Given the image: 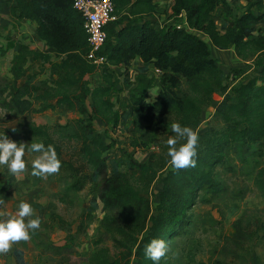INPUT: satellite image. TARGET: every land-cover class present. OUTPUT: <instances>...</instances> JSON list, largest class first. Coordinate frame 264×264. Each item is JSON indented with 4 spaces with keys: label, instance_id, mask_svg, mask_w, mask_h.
<instances>
[{
    "label": "trees",
    "instance_id": "16d2710c",
    "mask_svg": "<svg viewBox=\"0 0 264 264\" xmlns=\"http://www.w3.org/2000/svg\"><path fill=\"white\" fill-rule=\"evenodd\" d=\"M5 1L10 5L13 19L37 24V36L59 59L53 64V81L37 84L28 80L16 89L10 108L20 113L44 112L58 106L84 111L87 99L90 97L92 101L91 114L78 120L76 131L70 135L72 139H83L79 154L90 171L85 172L84 181L76 180L73 188L81 190L88 183L92 194L105 204L108 213L104 225L116 252L112 254L109 246H98L89 264H152L145 257L144 249L157 238L167 244L160 264H168L171 244L180 236L181 228L188 221V210L195 201L196 193L191 191L198 192L204 186L214 185L217 167L232 147L240 144L264 148V29L258 36L254 33L255 24L264 18V0H246V10L240 15H235L234 6L242 0H174L171 13L175 21L157 26L152 21L154 18L151 19L158 9L156 0H113L118 19L107 26V39L101 53L108 61L102 66L93 64L87 57L88 33L74 0ZM219 10L224 20L221 26L215 18ZM183 21L184 25H179ZM211 45L222 50L233 49L243 63L251 62L248 79L231 86ZM9 47L18 52L20 64L26 62L28 55L44 62L51 59L49 53L31 50L25 44L11 41ZM136 57L160 71L161 89L153 101L146 97L155 83L147 67L140 70L128 101V109L145 123V131L141 139H137L138 145L148 149L150 143L155 142L161 147V151L151 152L146 161L131 159L130 168L140 171L139 177L146 186H151L170 162L165 143L169 138L163 136L174 137L172 123L198 132L207 116V108L216 106L217 125L205 134L198 133L196 167L168 170L160 184L156 206L136 184L134 174L116 171L110 175L105 156L110 145L94 127L95 120L107 128L119 126L122 113L113 98L119 96L124 87L115 67L128 64ZM234 71L236 77L244 73L241 69ZM94 73H100L103 83L91 87L87 77ZM184 82L188 88L182 93ZM216 94L223 99L215 101ZM44 96L57 99V102L36 107L35 100ZM24 132L34 139L33 142H42L45 147L52 145L61 165L65 163L50 126L33 123ZM67 165L75 175L84 169L71 162ZM96 207L82 216L79 229L86 230ZM55 218L61 227L70 225L60 215L53 216ZM250 226L251 221L245 224L243 217L237 221L235 245L242 246L251 236L248 235L251 234ZM261 229H264L262 223L252 234Z\"/></svg>",
    "mask_w": 264,
    "mask_h": 264
},
{
    "label": "rangeland",
    "instance_id": "374dc122",
    "mask_svg": "<svg viewBox=\"0 0 264 264\" xmlns=\"http://www.w3.org/2000/svg\"><path fill=\"white\" fill-rule=\"evenodd\" d=\"M156 2L158 9L153 16L156 21H152L156 26L170 25L176 19L171 13L174 0ZM246 5V0L235 5V15L244 14ZM219 13L220 10L216 11L215 18L217 25L221 26L224 20ZM11 19L8 22L10 28L4 26L0 9V134H6L18 143L30 145L34 139L24 132L27 126L33 123L48 125L54 139L60 144L61 157L65 163L55 174L46 177L32 176L31 162L39 153L29 152L26 148V170L19 177L9 173L7 167L0 168V200L5 202L0 207V219L4 213H15L19 203L26 201L34 210L31 218L38 216L41 221L39 229L31 231L29 240L16 242L7 253L0 254V264H89L98 246H109L112 254L116 252L104 225L108 213L105 204L92 194L88 183L81 190L73 188L74 182L84 181L85 172L90 171L79 154L83 139H72L70 135L76 131L77 121L88 118L91 114L92 101L90 97L87 99L84 111L58 106L44 112L20 113L10 108L9 103L16 89L28 80L37 84L51 83L55 78L53 64L59 61L54 55L49 62L35 60L33 55H28L26 62L20 64L18 52L14 47H9V44L13 41L35 50V23ZM263 28L261 23H256L254 33L258 35ZM7 36H10L9 43ZM226 60H229L228 56ZM134 64L137 65V61ZM246 64L234 58L221 64L231 86H238L248 79L247 74L252 64ZM133 67L134 65H130L125 71L116 69L120 83L127 88L113 98L117 109L122 113L119 126L111 129L95 120L94 127L96 133L102 134L105 142L110 145L105 152L110 175L116 171L134 174L136 184L142 187L145 197L150 198L156 206L159 203L160 184L168 170L174 168L169 162L149 187L139 177L140 171L130 168L131 159L143 162L151 152L161 151V147L155 145V142L150 143L148 149L137 143V139H141V134L145 131V123L128 109L129 97L135 88L134 76L130 74ZM143 67H147L153 75L150 65L141 66V69ZM235 69H241L244 73L236 77ZM87 78L91 87L103 83L100 73ZM187 88L184 82L182 93L187 92ZM222 99V95H215V101ZM51 102L56 103V100L45 96L35 100L38 107L42 103ZM207 110L209 115L202 121L199 134H205L210 127L217 125L215 107L211 105ZM14 129L16 131H12ZM67 162L84 169L75 175L74 170L68 168ZM217 168L213 186H204L198 192L191 191L196 193L195 201L188 210V221L181 228L180 236L171 244L168 264H264V229L252 234V230H257L260 223L264 224V148L260 149L258 145L249 148L239 144L229 150L226 159ZM95 206L93 219L86 230L79 229L82 216ZM56 215L62 216L70 225L61 227L58 219H53ZM241 217L245 224L251 221V234H248L251 236L242 246H237L234 243L235 224ZM27 219L30 218H26V221Z\"/></svg>",
    "mask_w": 264,
    "mask_h": 264
},
{
    "label": "clouds",
    "instance_id": "9594fccd",
    "mask_svg": "<svg viewBox=\"0 0 264 264\" xmlns=\"http://www.w3.org/2000/svg\"><path fill=\"white\" fill-rule=\"evenodd\" d=\"M152 92V91H151ZM153 93V92H152ZM172 133L165 143L168 147L167 155L170 157L171 166L176 169L194 168L197 160V146L199 141L198 132L191 127L182 126L180 123H172ZM183 140V143L180 141ZM39 153L38 157L31 162V175L46 177L57 173L61 168V161L52 145L42 142H33L26 145L16 142L6 134H0V168L7 167L9 173L19 177L26 170L25 150ZM0 200V207L4 205ZM34 216V210L29 202L21 201L15 213H4L0 219V254L7 253L12 245L19 241L30 239L31 231L40 227L41 221ZM26 218H30L27 219ZM167 244L163 239H152L145 246L144 255L152 261V264H160L161 258L166 255Z\"/></svg>",
    "mask_w": 264,
    "mask_h": 264
},
{
    "label": "built area",
    "instance_id": "2783aa9c",
    "mask_svg": "<svg viewBox=\"0 0 264 264\" xmlns=\"http://www.w3.org/2000/svg\"><path fill=\"white\" fill-rule=\"evenodd\" d=\"M74 6L84 17L90 45L87 57L93 64L102 66L108 61L101 53L107 39V26L118 19L115 4L113 0H74Z\"/></svg>",
    "mask_w": 264,
    "mask_h": 264
},
{
    "label": "crops",
    "instance_id": "0c3cea01",
    "mask_svg": "<svg viewBox=\"0 0 264 264\" xmlns=\"http://www.w3.org/2000/svg\"><path fill=\"white\" fill-rule=\"evenodd\" d=\"M0 9H1L2 14H3V23H5L3 25L4 26H9V28H10V23H8L9 21L12 20L11 19L12 16H11V13H10V5H8L5 0H0ZM151 19H153V17H151ZM23 21L24 22H31V21H28V20L27 21L26 20H21L20 22H23ZM184 23L185 22L183 21L182 24L184 25ZM257 23H261V25L264 26V18H263V20H261V21H259ZM36 27H37V24L35 23V29H36ZM255 36H258V35L255 34ZM9 38H10V36H7V39H8L7 40L8 41L7 43H9ZM34 48H35V51L49 53L51 55V57H52V55L55 56V52L51 48H49V46L47 45V43L44 40L40 39L37 35H36V41H35ZM211 49L213 51L214 56L217 57L220 60V63L221 64H223V62H226L227 63V61H230V59H232V58H234L237 61H241L237 57V55H236V53H235V51L233 49L222 50V49H219L217 47H214L213 45H211ZM227 56L229 57V60H226V57ZM231 56H232V58H231ZM135 61H137V65L134 64ZM141 64H143V65H141ZM130 65L131 66L134 65L133 70H130V74L134 76L133 77V86L136 87V80H137V76H138V74H139V72L141 70V66H144L145 65V63L143 62V60L140 57H136V58L132 59L131 62L128 63V64H121V65L115 67V69H122V70L125 71L127 69V67H129ZM150 67H151V69H153V75L151 73H149V74H150L151 77H154L155 78V83H154V87L151 88L148 91L146 97H147V100L148 101H153L154 98L156 97V95L159 93V91L161 89V87L159 85V76H160V73L152 65ZM222 68H223V66H222ZM122 86L124 87V90L123 91H125L127 89L126 86H124V85H122ZM45 97H50V96H45ZM151 97H152V100H150ZM50 98H52V97H50ZM55 100L57 102V99H55ZM35 106L38 107L37 104H35ZM63 107H65V106H63ZM212 107L213 108L215 107V110H216V106L215 105H212ZM208 111L209 110H206V114L207 115H209V112Z\"/></svg>",
    "mask_w": 264,
    "mask_h": 264
}]
</instances>
